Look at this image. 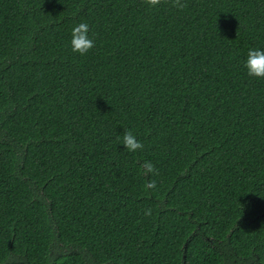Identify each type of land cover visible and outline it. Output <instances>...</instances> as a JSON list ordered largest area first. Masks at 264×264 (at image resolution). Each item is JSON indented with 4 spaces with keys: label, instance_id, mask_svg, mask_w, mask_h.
<instances>
[{
    "label": "trees",
    "instance_id": "obj_1",
    "mask_svg": "<svg viewBox=\"0 0 264 264\" xmlns=\"http://www.w3.org/2000/svg\"><path fill=\"white\" fill-rule=\"evenodd\" d=\"M250 47L264 0H0V264H264Z\"/></svg>",
    "mask_w": 264,
    "mask_h": 264
},
{
    "label": "clouds",
    "instance_id": "obj_2",
    "mask_svg": "<svg viewBox=\"0 0 264 264\" xmlns=\"http://www.w3.org/2000/svg\"><path fill=\"white\" fill-rule=\"evenodd\" d=\"M157 2L158 0H149V3L152 5H155ZM69 44L71 51L80 55L86 54L94 47V35L90 33V26L87 22L73 24L70 29ZM243 67L249 77L264 78V48L250 47L244 58ZM121 143L123 148L128 151H135L142 147L137 137L127 130L123 132ZM149 213L150 210H145L146 215Z\"/></svg>",
    "mask_w": 264,
    "mask_h": 264
}]
</instances>
